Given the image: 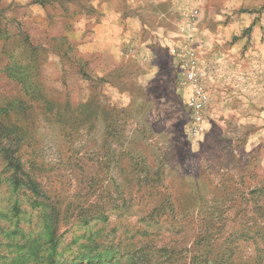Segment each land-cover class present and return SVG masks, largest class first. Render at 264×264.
<instances>
[{"label":"rangeland","instance_id":"obj_1","mask_svg":"<svg viewBox=\"0 0 264 264\" xmlns=\"http://www.w3.org/2000/svg\"><path fill=\"white\" fill-rule=\"evenodd\" d=\"M0 7L11 36L0 49L16 47L22 35L46 48L39 76L55 98L95 96L115 118H125L123 136L110 148L102 112L91 129L77 133L50 128L42 115L32 125L28 152L62 205L107 201L118 177L110 164L114 148L163 156L168 190L185 192L184 182L192 180L208 198L179 225L180 233L169 219L142 220L153 203L145 196L129 209L109 211L107 222L86 226L71 217L58 229L60 264L75 263L76 245L98 229L117 247L116 258L129 241L126 249L135 252L141 244L153 260L168 243L186 247L187 257L196 251L191 243L204 216L214 239L211 256L264 263V0H2ZM6 62L0 53V68ZM18 89L0 70V98L19 95ZM7 200L0 177V262L14 256L18 241L2 233ZM35 220L30 212L12 221L27 226ZM141 231L147 236L136 234Z\"/></svg>","mask_w":264,"mask_h":264},{"label":"trees","instance_id":"obj_2","mask_svg":"<svg viewBox=\"0 0 264 264\" xmlns=\"http://www.w3.org/2000/svg\"><path fill=\"white\" fill-rule=\"evenodd\" d=\"M74 1L31 0L32 3L40 5ZM2 11L0 7V43L8 42L11 37L3 24ZM45 51L46 48L34 44L25 35L20 37L16 47L9 48L4 43L0 49L1 55L7 60L0 70L19 86V95L0 98V177L8 195V215L4 216L9 221L8 225L1 229L4 236L18 237L14 256L0 264H60L58 258L62 256V247L58 229L61 223L67 222L71 217L81 220L86 226L92 221L107 222L109 211L118 213L131 208L137 196L141 198L145 196L147 200L153 202L149 210L142 215V220L158 222L157 219H169L178 223V229L175 225L176 229L173 231L180 233L179 225L186 221L191 211L196 212L197 206H207L208 198L203 189L199 190L197 182L192 180L184 182V186L187 187L185 192L175 188L168 190L164 184L166 160L163 156L161 158L158 156L159 159L149 158L139 150L131 148L117 154L114 148L110 164H113L119 178L117 176L112 178L113 190H107V201L97 205L91 202L79 209L73 208L69 203L62 205L61 199L51 194V189H47V184L42 182L38 174L40 162L35 153L28 152L30 141L34 140L32 125L39 116L42 115V119L48 122L49 127L58 132L68 129L69 133H77L81 129H91L98 114L102 112V134L104 146L107 148L123 136L125 127L121 123L125 118H115L112 114L113 109L101 106L95 96H91L85 102L60 101L55 98L53 92L56 91L47 88L39 76ZM65 55L66 53H62V56ZM79 70L87 76L83 68ZM123 110L122 108L120 112L125 116ZM108 169H111L110 166ZM30 212L35 213L36 220L33 224L24 226L12 221L13 217L19 219ZM31 218L32 216L30 220ZM204 218L205 216L200 222L201 231L191 243L196 251L187 257L183 252L186 251V247H183V250L176 249L175 245L168 243L156 250L161 256L153 260L148 251H145L146 247L141 244L135 252H130L129 247L126 249V246L131 244L129 241L122 256L116 258L117 247L112 240H104L107 235L103 229H98L96 232H89L85 241L76 245V248L81 250L73 256L71 262L108 264L107 261L111 260L110 264H248L243 261L237 262L231 255L223 252L211 256L214 239L210 236L212 234L209 231V223L203 222ZM142 232L136 234L147 236ZM173 242L177 243L176 240ZM71 247L68 244L64 251Z\"/></svg>","mask_w":264,"mask_h":264}]
</instances>
